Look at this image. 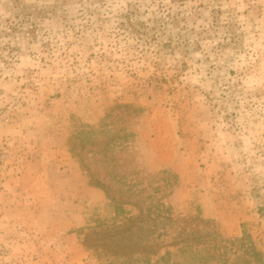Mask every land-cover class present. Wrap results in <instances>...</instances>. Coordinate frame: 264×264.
<instances>
[{
  "label": "clouds",
  "instance_id": "1",
  "mask_svg": "<svg viewBox=\"0 0 264 264\" xmlns=\"http://www.w3.org/2000/svg\"><path fill=\"white\" fill-rule=\"evenodd\" d=\"M112 110L161 211L264 203V0H0V264H59L87 230L104 190L77 144Z\"/></svg>",
  "mask_w": 264,
  "mask_h": 264
},
{
  "label": "rangeland",
  "instance_id": "2",
  "mask_svg": "<svg viewBox=\"0 0 264 264\" xmlns=\"http://www.w3.org/2000/svg\"><path fill=\"white\" fill-rule=\"evenodd\" d=\"M138 111L143 113L150 109L141 108ZM115 112L116 110H112L106 115H98L94 124L86 125L88 131L82 135L77 144L76 155L82 167L92 177L91 187L101 188L104 191L99 203L91 209L87 230L71 229L63 234H57L59 264H109L107 261L112 260L113 257H101L91 247L93 241L96 244L109 241L108 236L95 242V236L89 239V233L93 229H100L101 224L112 225L115 219L118 223L124 221L123 217H143L146 219L144 225L148 228L156 225L153 235L157 244H154L152 249L160 251L157 255L151 252L146 257L152 262H156L169 250L173 253L170 264L172 262L189 264L191 260L188 256L177 253L181 246L180 234L184 231L191 236L193 234L203 236L207 243L214 238L232 242L248 236L249 241L264 259V203L259 202L258 198L247 200L244 193H233L225 189L214 193V200L207 214L203 209H198L195 216L182 215L172 211L171 208L161 211L162 205L156 199L159 189L154 187L155 177L147 170L133 174L128 169L121 144L124 134L122 130H116L113 124ZM176 135L179 137L176 142L177 147L180 148L181 143L186 139L183 129L179 128ZM193 177L197 181L204 179L196 174L195 164H193ZM179 187L180 185L177 184L176 188ZM167 195L172 198L176 195V191H170ZM118 205L123 209L124 214L115 209ZM210 249L214 251L213 247ZM220 250L223 251L221 248ZM146 258L139 257L142 261ZM227 259L231 263L235 259L234 253L229 252ZM112 264L139 263L120 257ZM210 264L222 263L213 261Z\"/></svg>",
  "mask_w": 264,
  "mask_h": 264
},
{
  "label": "trees",
  "instance_id": "3",
  "mask_svg": "<svg viewBox=\"0 0 264 264\" xmlns=\"http://www.w3.org/2000/svg\"><path fill=\"white\" fill-rule=\"evenodd\" d=\"M115 209L124 214L123 209L119 205ZM123 220L118 223V220L115 219L112 225L109 223L101 224L99 226L100 229L97 228L90 231L89 239L95 236V242L108 236L107 239L109 241H102L99 244L93 241L91 245L99 256L113 257L112 260L107 261L109 264L120 259V257H125L131 262L139 264L144 262L147 264H170L173 253L169 250L166 251L165 255L160 256L156 262L146 258L151 252L157 255L160 251L152 249L153 245L157 244L153 235V229H155L156 225H151L149 228L145 227L146 219L143 217H123ZM88 236L86 238L87 242L89 241ZM180 236L181 246L178 248L177 253L181 256H188L191 260L189 264H210L213 261H218L222 264H264V259L249 241L248 236L232 242L222 239L215 240L214 238L208 243L203 239V236L194 234L191 236L185 231ZM211 247H213L214 251H211ZM229 252H233L235 256L231 263L227 259ZM139 257H145L146 259L142 261ZM171 264L182 263L172 262Z\"/></svg>",
  "mask_w": 264,
  "mask_h": 264
}]
</instances>
